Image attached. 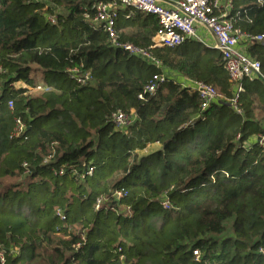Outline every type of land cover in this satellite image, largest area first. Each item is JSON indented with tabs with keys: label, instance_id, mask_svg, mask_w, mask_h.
Masks as SVG:
<instances>
[{
	"label": "trees",
	"instance_id": "16d2710c",
	"mask_svg": "<svg viewBox=\"0 0 264 264\" xmlns=\"http://www.w3.org/2000/svg\"><path fill=\"white\" fill-rule=\"evenodd\" d=\"M100 1L0 0L3 264H264V149L253 142L264 78L244 79L232 105L220 51L154 47L158 18L120 9L121 39L161 66L130 55L90 20ZM232 2L235 26L264 35V0ZM245 44L264 76V43ZM79 66L85 84L68 73ZM173 73L223 99L203 109ZM157 74L168 79L145 92ZM37 76L49 89L35 90ZM118 111L134 116L126 130L112 121ZM18 119L25 130L14 135Z\"/></svg>",
	"mask_w": 264,
	"mask_h": 264
},
{
	"label": "built area",
	"instance_id": "2783aa9c",
	"mask_svg": "<svg viewBox=\"0 0 264 264\" xmlns=\"http://www.w3.org/2000/svg\"><path fill=\"white\" fill-rule=\"evenodd\" d=\"M167 3V4H166ZM171 4V5H170ZM126 10L127 16L135 12L152 14L158 18L159 29L152 39L154 47L176 48L182 46L189 39H199L197 35V24L207 27L217 38L216 49L223 55L225 68L234 83L235 94L230 100L232 105H237L241 92H243V80H253L262 77L261 63L252 58L240 45L244 42L264 43V35H253L244 33L237 28L229 18L233 9L232 0H106L95 3L92 6L94 11L90 19L95 27L101 28L107 35L112 46L122 49L130 55L144 58L161 66L160 61L155 59L148 48L139 47L130 42H124L117 31L118 10ZM86 17L89 18L88 14ZM48 20L52 24L58 22L57 14L50 15ZM246 45V44H245ZM83 66L69 69L70 77L79 84H85L90 80V73L82 70ZM3 69L0 68V96L2 95L1 76ZM182 77L181 83L192 88L198 93L202 108L209 107L212 103L223 99L222 93L213 85ZM168 79L166 74H157L152 82L145 88V92L154 93L158 86ZM29 89H32L29 87ZM49 89L45 84H39L35 90ZM144 99L143 94L139 96ZM9 107L13 108V102H9ZM112 121L116 128L126 130L134 123V116L118 111L112 115ZM25 130V125L18 119L14 135H19ZM264 149V133H260L253 138ZM246 145H249L247 142ZM54 147V146H53ZM53 150V148H52ZM52 158V154L47 157ZM92 170L89 171V174ZM124 193L117 191L114 197L120 198ZM103 199L98 200L101 204ZM164 206L169 208V202L164 201ZM264 253V251L262 250ZM196 259H200L201 253L198 249L194 250ZM124 256H121V261ZM5 262V252H0V263Z\"/></svg>",
	"mask_w": 264,
	"mask_h": 264
},
{
	"label": "crops",
	"instance_id": "0c3cea01",
	"mask_svg": "<svg viewBox=\"0 0 264 264\" xmlns=\"http://www.w3.org/2000/svg\"><path fill=\"white\" fill-rule=\"evenodd\" d=\"M172 2H174V0H172ZM167 4V3H166ZM171 5V4H170ZM197 28V35H198V38L199 39H189V40H192V41H196V42H199L200 44L206 46V47H212V48H216V45H217V38L216 36L213 34L212 31H210L207 27L205 26H202V25H199L197 24L196 25ZM241 49H243L244 51H246V45L243 43H241L240 45ZM173 79H177V80H180L182 77L180 75H177V74H174L173 73ZM185 78V77H184ZM183 78V79H184ZM37 84H43V81L41 79L40 76H37ZM17 87H26V84L23 83V82H19L18 84H16Z\"/></svg>",
	"mask_w": 264,
	"mask_h": 264
},
{
	"label": "rangeland",
	"instance_id": "374dc122",
	"mask_svg": "<svg viewBox=\"0 0 264 264\" xmlns=\"http://www.w3.org/2000/svg\"><path fill=\"white\" fill-rule=\"evenodd\" d=\"M18 83H19V82H18ZM18 83H16V84H18ZM16 84H15V85H16ZM16 87H17V86H16ZM227 234H229V233H227ZM57 238H59V237H57Z\"/></svg>",
	"mask_w": 264,
	"mask_h": 264
}]
</instances>
